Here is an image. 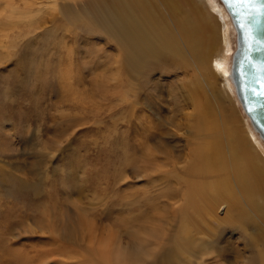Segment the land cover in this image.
<instances>
[{
  "label": "rangeland",
  "instance_id": "obj_1",
  "mask_svg": "<svg viewBox=\"0 0 264 264\" xmlns=\"http://www.w3.org/2000/svg\"><path fill=\"white\" fill-rule=\"evenodd\" d=\"M101 1L0 0V264H110L92 251L106 240L117 252L143 241L153 255L142 264H221L218 253L264 264V210L247 201L221 205L193 233L214 255L171 250L178 177L200 138L192 101L202 97L217 117L231 102L220 80L206 88L186 50L181 64L161 52L130 73L102 13L130 20L144 3L184 48L179 27L163 0ZM195 3L216 21L209 0ZM10 7L18 13L8 16ZM228 35L234 47L232 27ZM232 105L243 121L234 96Z\"/></svg>",
  "mask_w": 264,
  "mask_h": 264
},
{
  "label": "bare ground",
  "instance_id": "obj_2",
  "mask_svg": "<svg viewBox=\"0 0 264 264\" xmlns=\"http://www.w3.org/2000/svg\"><path fill=\"white\" fill-rule=\"evenodd\" d=\"M118 1L107 0L106 3L102 0L101 2L106 6V4L115 5ZM163 2L174 16L173 27H179L184 48L173 40H167V37L172 35L169 25L164 23L165 19L164 21L158 19L152 13V9L147 8L144 3L138 4L135 10L136 15L134 19L130 20L124 18L123 14L118 17L112 16L113 12L111 11L102 13L103 21L112 36L114 37V32H116L120 36L121 43L126 45L123 48V59L126 61L127 70L130 73H138L149 59L154 58L156 54L160 55L161 52L168 59L179 61L181 64V60L184 59L183 52L186 50L194 55L196 60L194 66L198 68L197 74L206 88L210 89L212 83L215 86L218 85L217 81L220 80L222 89L219 87L218 90L223 94V100L229 98L228 101L232 105L234 96V101L239 103L230 77L236 40L235 46L232 47L228 31L229 27H232L234 32L235 29L220 0H209L217 24L221 23L219 31L214 19L213 22L212 20L204 21L201 18L202 10L195 0H163ZM8 11V16H12L15 11L18 13L17 8L13 7H10ZM179 12L185 16L184 24L183 21L179 24L176 21ZM217 64L221 66L219 69L216 67ZM195 77L198 76L195 75ZM187 85L192 87L190 83ZM188 95L191 96L192 92L189 91ZM222 104L219 113L217 112L220 115L217 117L212 112L211 106L202 97L192 101V116L197 130L195 132L200 138L195 147L190 150L186 162L188 166L184 167L185 175L178 177L181 201L178 208L179 225L177 241L171 250L188 252L195 246L197 253L199 251V257L214 255L217 249L214 246H202L201 240L196 241L193 233L196 235L199 233L200 226L202 223L204 224L206 218L217 216L216 211L221 205L225 206V210L230 205L247 201L254 209L264 210V165L260 163L255 148L256 146L264 153V139L246 115L241 121L238 119L233 105L227 107L225 102ZM238 121L243 123L245 131L238 125ZM219 122L222 123L220 129L225 134L223 141L227 143L226 151H224L222 141L218 136ZM246 133L250 138L246 136ZM230 207L226 210H230ZM245 215L244 212L240 213L242 217ZM106 241L100 244V247L92 248V251L96 252L105 263L142 264L143 259L153 255L152 250L145 246L141 240L136 247L133 245L132 249L122 248L124 250L122 252L120 248H117L119 252L114 251L115 245ZM260 253L264 259V249ZM143 255L144 257H141ZM248 256L251 263L255 264L252 255ZM218 257L221 264H238L234 258L227 254L218 253ZM145 264L154 263L147 262Z\"/></svg>",
  "mask_w": 264,
  "mask_h": 264
},
{
  "label": "water",
  "instance_id": "obj_3",
  "mask_svg": "<svg viewBox=\"0 0 264 264\" xmlns=\"http://www.w3.org/2000/svg\"><path fill=\"white\" fill-rule=\"evenodd\" d=\"M236 33L230 77L238 101L250 123L264 139V0L239 4L220 0ZM256 9H259L257 14ZM254 23L249 24L248 20ZM243 21L246 27L240 26ZM250 30V38H249Z\"/></svg>",
  "mask_w": 264,
  "mask_h": 264
},
{
  "label": "snow or ice",
  "instance_id": "obj_4",
  "mask_svg": "<svg viewBox=\"0 0 264 264\" xmlns=\"http://www.w3.org/2000/svg\"><path fill=\"white\" fill-rule=\"evenodd\" d=\"M224 2L227 3L228 0H224ZM235 2L239 3V4H251V3H255L256 0H235ZM256 12L258 14L259 13V9H256ZM248 23L252 24V23H254V20L253 19H249ZM240 26L242 28L246 27V25L244 24L243 21H240ZM249 38H250V30H249ZM216 67L219 69L221 66L219 64H217ZM225 75H227V73H225ZM261 95H264V93H261Z\"/></svg>",
  "mask_w": 264,
  "mask_h": 264
}]
</instances>
